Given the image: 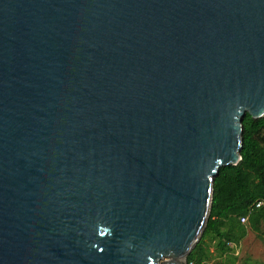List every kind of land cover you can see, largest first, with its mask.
<instances>
[{
    "label": "water",
    "instance_id": "95a60500",
    "mask_svg": "<svg viewBox=\"0 0 264 264\" xmlns=\"http://www.w3.org/2000/svg\"><path fill=\"white\" fill-rule=\"evenodd\" d=\"M247 113L264 0H0V264H187Z\"/></svg>",
    "mask_w": 264,
    "mask_h": 264
},
{
    "label": "trees",
    "instance_id": "16d2710c",
    "mask_svg": "<svg viewBox=\"0 0 264 264\" xmlns=\"http://www.w3.org/2000/svg\"><path fill=\"white\" fill-rule=\"evenodd\" d=\"M243 125L242 159L238 164L222 166L215 176L208 224L187 264L209 262L208 239L217 240L221 255L229 250V243L239 244L247 233L243 217L255 231L264 226V117L255 119L247 113Z\"/></svg>",
    "mask_w": 264,
    "mask_h": 264
},
{
    "label": "rangeland",
    "instance_id": "374dc122",
    "mask_svg": "<svg viewBox=\"0 0 264 264\" xmlns=\"http://www.w3.org/2000/svg\"><path fill=\"white\" fill-rule=\"evenodd\" d=\"M243 222V221H242ZM247 233L239 244L229 243V250L221 255L216 247L217 240L208 239L211 258L207 264H264V226L260 231L251 228L248 220L245 222ZM170 255L162 256L160 262L172 261Z\"/></svg>",
    "mask_w": 264,
    "mask_h": 264
},
{
    "label": "built area",
    "instance_id": "2783aa9c",
    "mask_svg": "<svg viewBox=\"0 0 264 264\" xmlns=\"http://www.w3.org/2000/svg\"><path fill=\"white\" fill-rule=\"evenodd\" d=\"M262 203H263L262 201H261V202H259V203L257 204V206H260ZM246 220H247V218H246V217H243V218H242V221H243V222H245Z\"/></svg>",
    "mask_w": 264,
    "mask_h": 264
}]
</instances>
